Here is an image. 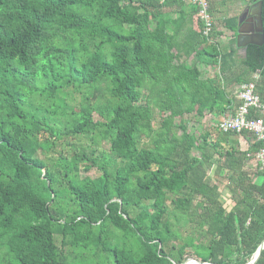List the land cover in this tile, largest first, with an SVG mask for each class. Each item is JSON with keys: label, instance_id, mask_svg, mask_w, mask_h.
Wrapping results in <instances>:
<instances>
[{"label": "trees", "instance_id": "16d2710c", "mask_svg": "<svg viewBox=\"0 0 264 264\" xmlns=\"http://www.w3.org/2000/svg\"><path fill=\"white\" fill-rule=\"evenodd\" d=\"M196 14L183 0H0V264L252 259L264 141L198 135L186 116L234 115L249 82L264 101V44L240 54L237 17L209 42ZM87 130L108 148L58 153Z\"/></svg>", "mask_w": 264, "mask_h": 264}, {"label": "built area", "instance_id": "2783aa9c", "mask_svg": "<svg viewBox=\"0 0 264 264\" xmlns=\"http://www.w3.org/2000/svg\"><path fill=\"white\" fill-rule=\"evenodd\" d=\"M187 5H195L197 19L202 23L201 30L209 42L215 28V20L211 11L210 0H183ZM238 97L242 103L238 106L234 115L224 117L219 121V128L223 131L243 132L254 135L258 141H264V101L256 91V83L249 82L241 85ZM252 112L261 113V117H251ZM263 113V114H262ZM255 160L264 167V146L259 149Z\"/></svg>", "mask_w": 264, "mask_h": 264}, {"label": "rangeland", "instance_id": "374dc122", "mask_svg": "<svg viewBox=\"0 0 264 264\" xmlns=\"http://www.w3.org/2000/svg\"><path fill=\"white\" fill-rule=\"evenodd\" d=\"M227 1H228L227 4L223 8V13L220 15L222 18L226 17L229 14L231 15L236 10V4L238 6L241 2V0H227ZM80 100H81L80 99V93H75L73 103H76L78 106ZM95 118L96 119L99 118L97 113L95 114ZM186 120L189 122L188 126H189L190 132H194V133H197L199 135L201 132L209 131L212 134L211 136L213 138H215V135H216L215 125L218 124L216 122H219V121L215 120L213 118V116L212 117L211 116L206 117V118L202 119L201 121H197V119H195L194 116L188 115V116H186ZM160 122H161V116L158 113V111H156L155 117H154L155 127H158ZM51 123L53 125L56 124L55 122H51ZM92 137H94L93 131L87 130L85 133H83L82 135H79L77 137H69V138H66L65 140L63 139L61 142L58 141V145L56 146L57 151H58V153H59V151L63 152V154L68 153L69 149H70V147L68 146L69 143L75 144L77 146H83L85 148H86V146H92L93 148H95L97 150V153H100L102 151V149L108 148V144L106 142H103L100 146L94 144L91 141ZM53 152H54V150H53ZM58 153H57V155H58ZM42 155H45V154L42 153ZM45 171H46V169H45ZM96 174H97V172L95 170H91L89 172L90 176H95ZM211 177H213L214 181H216V176H215L213 171L211 172ZM220 179H222L223 184L226 183L225 177H220ZM221 190H222V194H223L222 197H227V195L230 196L229 195V189L227 187H225V188L222 187ZM172 220H174V219H172ZM172 222L174 223V221H172ZM180 225L181 226L185 225L184 220L181 221ZM188 226H189V224H188Z\"/></svg>", "mask_w": 264, "mask_h": 264}, {"label": "water", "instance_id": "95a60500", "mask_svg": "<svg viewBox=\"0 0 264 264\" xmlns=\"http://www.w3.org/2000/svg\"><path fill=\"white\" fill-rule=\"evenodd\" d=\"M264 0H253L252 5L248 9L247 15L238 17L236 30V44L246 53L247 46L250 44H264ZM248 24L249 28H243ZM264 249V241L260 244L252 259L246 264H256ZM183 264H214L210 262H202L196 258L189 257Z\"/></svg>", "mask_w": 264, "mask_h": 264}, {"label": "crops", "instance_id": "0c3cea01", "mask_svg": "<svg viewBox=\"0 0 264 264\" xmlns=\"http://www.w3.org/2000/svg\"><path fill=\"white\" fill-rule=\"evenodd\" d=\"M227 2H228L227 0H210L211 11H212V14H213L214 20H215V27L217 28V30L224 32V34L220 37V40L223 43H227L232 37L231 36V31H229L226 28V26L224 25V18H232V17H237L238 18L239 16H243V18H244L247 15V13H248L249 7L253 3V0H241L240 4L238 6L236 4V10L231 15L230 14L227 15V16L225 15L226 17L222 18L220 15L223 13V8L227 4ZM237 24H238V22H237ZM239 53L242 54V55L244 54L242 48H239ZM210 116L211 117L213 116V118L215 120H218V121H220L221 119H223L225 117V116H223V117H215L212 114H208L207 117H210ZM263 116H264V114H263ZM236 138H238V137H236ZM238 140L240 141L242 149H247L248 148L249 144H248L247 139L245 137L240 135Z\"/></svg>", "mask_w": 264, "mask_h": 264}, {"label": "flooded vegetation", "instance_id": "af4514ba", "mask_svg": "<svg viewBox=\"0 0 264 264\" xmlns=\"http://www.w3.org/2000/svg\"><path fill=\"white\" fill-rule=\"evenodd\" d=\"M243 28H249V27H248V24H245V25L243 26Z\"/></svg>", "mask_w": 264, "mask_h": 264}]
</instances>
